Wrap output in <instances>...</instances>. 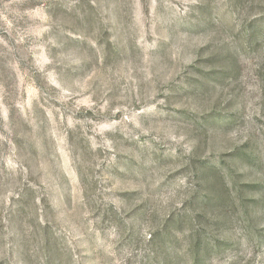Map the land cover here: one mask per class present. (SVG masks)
<instances>
[{
  "label": "rangeland",
  "instance_id": "374dc122",
  "mask_svg": "<svg viewBox=\"0 0 264 264\" xmlns=\"http://www.w3.org/2000/svg\"><path fill=\"white\" fill-rule=\"evenodd\" d=\"M0 264H264V0H0Z\"/></svg>",
  "mask_w": 264,
  "mask_h": 264
}]
</instances>
